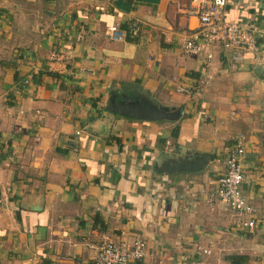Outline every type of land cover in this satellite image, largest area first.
Here are the masks:
<instances>
[{
    "label": "crops",
    "instance_id": "1",
    "mask_svg": "<svg viewBox=\"0 0 264 264\" xmlns=\"http://www.w3.org/2000/svg\"><path fill=\"white\" fill-rule=\"evenodd\" d=\"M186 7L0 0V264H90L104 237L145 240L133 264H264L259 228L240 224L250 216L207 203L235 151L242 193L264 211V56L240 63L217 47L208 67L183 55L199 26ZM224 19L264 46V0H229ZM142 101L179 117L114 111ZM202 156L199 170L172 171Z\"/></svg>",
    "mask_w": 264,
    "mask_h": 264
},
{
    "label": "built area",
    "instance_id": "2",
    "mask_svg": "<svg viewBox=\"0 0 264 264\" xmlns=\"http://www.w3.org/2000/svg\"><path fill=\"white\" fill-rule=\"evenodd\" d=\"M228 2L229 0H187L184 13L188 17H194L199 26L183 38L180 47L183 55L204 56L208 67L212 65L213 51L217 47L232 51V60L240 63L243 61V51L262 53L264 56V47L259 48L254 34L246 26L224 19ZM107 36L111 41H120L124 32L113 25L107 28ZM56 58L53 54L52 59ZM210 79L211 77H206L200 81L198 89L178 87L177 92L185 95L198 93ZM243 181L241 162L236 152L230 151L226 157V172L217 179L213 191L207 194V203H222L238 217L250 216L249 220L239 221L244 228H259L263 240L261 257L264 263V211L260 215L255 213L242 193ZM145 250L146 242L142 238L114 240L104 237L90 264H133L143 260Z\"/></svg>",
    "mask_w": 264,
    "mask_h": 264
},
{
    "label": "water",
    "instance_id": "3",
    "mask_svg": "<svg viewBox=\"0 0 264 264\" xmlns=\"http://www.w3.org/2000/svg\"><path fill=\"white\" fill-rule=\"evenodd\" d=\"M114 111L118 112L119 114L130 117L134 119H140V120H148V121H156L161 120L165 117H171L174 119H177L179 117V111L174 109H168V108H156L154 106H151L148 104V102L140 103H129L127 105L123 103H118L116 109ZM208 159L205 157H197L190 163L186 165H182L179 167H176L172 169V171H184V172H193L199 170L205 160ZM170 172V171H168Z\"/></svg>",
    "mask_w": 264,
    "mask_h": 264
},
{
    "label": "trees",
    "instance_id": "4",
    "mask_svg": "<svg viewBox=\"0 0 264 264\" xmlns=\"http://www.w3.org/2000/svg\"><path fill=\"white\" fill-rule=\"evenodd\" d=\"M258 38H259V36L255 35V39H256L257 45L259 46L258 40H260V38L259 39ZM260 47H259L260 49H263L264 46L263 47L260 46ZM227 261L229 262V264H247L248 257L244 256V255H231V256L227 257Z\"/></svg>",
    "mask_w": 264,
    "mask_h": 264
}]
</instances>
